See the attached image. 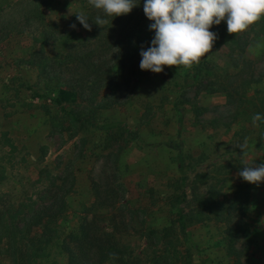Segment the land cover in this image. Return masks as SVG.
<instances>
[{
  "label": "rangeland",
  "instance_id": "obj_1",
  "mask_svg": "<svg viewBox=\"0 0 264 264\" xmlns=\"http://www.w3.org/2000/svg\"><path fill=\"white\" fill-rule=\"evenodd\" d=\"M89 6L0 0V264L40 263L19 229L44 202L64 207L61 239L97 218L128 264H264V182L238 175L264 162V18L190 69L145 70L116 105L64 110L51 36L92 32L74 14ZM53 249L50 264H67Z\"/></svg>",
  "mask_w": 264,
  "mask_h": 264
},
{
  "label": "trees",
  "instance_id": "obj_2",
  "mask_svg": "<svg viewBox=\"0 0 264 264\" xmlns=\"http://www.w3.org/2000/svg\"><path fill=\"white\" fill-rule=\"evenodd\" d=\"M135 2L137 6L131 13L116 17L106 16L90 5L84 13L89 17L92 32L80 36L76 27L52 34L57 52L51 61L55 64L50 62L45 67L46 70L53 69L58 76L53 101L62 109L66 110L67 105L78 101L96 109L111 107L119 101L122 92L135 88L143 77L145 70L140 68V52L141 48L151 47L155 32L149 26L154 21L144 13V0ZM98 15L108 21L104 28L94 21ZM212 27L217 33L218 48L236 40L235 34L228 33L225 21ZM44 38L49 41L46 35ZM58 67H61L60 71ZM68 70L71 76L65 78L63 75ZM131 81L134 87L130 86ZM26 87L32 90V86ZM104 92L102 99L97 98ZM33 96L40 98L44 94L35 90ZM73 117L83 120L81 116L73 114ZM116 125L108 124L106 127ZM179 168L184 171V164L180 163ZM63 210V205L57 209L54 204L45 202L34 209H27L24 225L19 230L23 243L36 252H33L37 256L35 259L41 260L39 264H50V251L56 247L66 254L67 264H128L118 238L101 230L97 218L82 219L78 226L72 228L69 239H61L58 229L50 225Z\"/></svg>",
  "mask_w": 264,
  "mask_h": 264
},
{
  "label": "clouds",
  "instance_id": "obj_3",
  "mask_svg": "<svg viewBox=\"0 0 264 264\" xmlns=\"http://www.w3.org/2000/svg\"><path fill=\"white\" fill-rule=\"evenodd\" d=\"M88 4L101 10L106 16L116 17L131 13L137 6L135 0H88ZM143 10L155 36L151 47L141 48L140 68L161 73L165 66L192 68L209 54L216 41L217 33L211 31L213 25L227 22L229 34H239L264 18V0H144ZM85 29L91 30L89 17L83 12H75ZM97 25L105 27L106 19L99 15L94 18ZM71 27L75 28L73 24ZM264 121V115L256 113L252 122ZM242 154H247V139L238 145ZM238 173L252 184L264 182V162L249 164L247 160Z\"/></svg>",
  "mask_w": 264,
  "mask_h": 264
}]
</instances>
